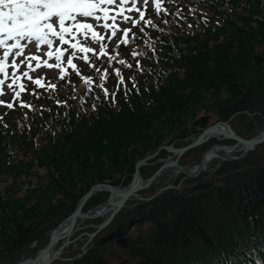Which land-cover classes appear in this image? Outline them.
<instances>
[{
    "label": "trees",
    "instance_id": "trees-1",
    "mask_svg": "<svg viewBox=\"0 0 264 264\" xmlns=\"http://www.w3.org/2000/svg\"><path fill=\"white\" fill-rule=\"evenodd\" d=\"M140 9L154 26L140 22L127 43L117 39L111 59L104 57L97 64L96 56L87 62L83 59L82 71L66 62L67 67L61 66L63 73L47 77L43 87L30 82L22 100L5 102L13 108L0 105V264L54 229L93 183H128L135 162L151 153L164 136L148 132L155 122L169 120L159 115L182 98L188 99L185 89L190 85L188 93L208 86H200L196 78L213 87L227 84L235 93V97H222L213 109L220 119L247 109L250 103L264 117V101L252 103L255 94H264V58L254 53L259 46L264 50V18L254 19L255 13L264 15V0L263 5L262 0H169L159 14L152 5ZM133 19L139 20V15ZM254 22L262 26V35ZM221 54L242 59L237 79L231 80L226 70L211 75L212 66L223 63L210 60ZM88 76L91 82L86 84ZM53 84L55 88L49 87ZM22 103L28 105L29 113H24L27 108ZM185 119L172 122L171 131ZM206 148L203 143L186 151L183 158L194 152L198 163L202 155L198 150ZM166 154L162 149L156 158ZM43 167L47 173H36ZM75 168L84 169L76 172ZM252 168L254 174L249 172ZM143 169L140 173L145 178ZM115 171L120 175L114 177ZM230 171L247 174L234 184L225 181L197 192L172 188L155 197L146 218L149 234L137 235L127 244L126 250L136 257L135 263L128 264H264V160L254 154L251 160L213 174L219 179L231 175ZM23 184L31 187L18 194ZM94 196L83 211L106 198ZM46 208L48 213H43ZM37 219L46 220L44 227L27 232ZM17 259L11 258L10 263ZM71 264L103 263L85 254Z\"/></svg>",
    "mask_w": 264,
    "mask_h": 264
},
{
    "label": "rangeland",
    "instance_id": "rangeland-1",
    "mask_svg": "<svg viewBox=\"0 0 264 264\" xmlns=\"http://www.w3.org/2000/svg\"><path fill=\"white\" fill-rule=\"evenodd\" d=\"M142 1L137 0L136 6L140 7V5H142L141 3H143ZM168 2H169V0H163V2L161 4V8L166 7V4ZM262 5H263V0H262ZM130 6H131L130 3L128 5H125L124 14L127 13L129 16H134V18H135L138 13H136V12L129 13L126 11V9ZM147 6H150V3ZM261 9H263V6H261ZM112 14H115V13L114 12L110 13V15H112ZM263 18H264V15L256 14V13L254 15V19L262 20ZM262 21H264V20H262ZM87 22L95 23L90 18L88 19ZM141 22H143V21H141ZM101 23H103V21H101ZM107 23L112 24L113 22L111 20H108ZM116 25L118 26V29L120 30V31H118L117 37H111V29H103V28L99 27L98 25L96 26L95 30L105 37V39L100 41L99 43L92 42V40L90 38L86 41V40H81L80 37L75 36V35H73V36H75V39H72L71 37L66 36V39H69L70 43L83 44L84 46L91 47L94 49V52L77 53L76 56H74L72 58L76 63V64L75 63H73V64L76 65V68L78 71H82L86 66L85 63H83L84 60H83L82 56H87L89 59H92L93 56H96V58H95L96 64L98 61H103L104 57H107L108 58L107 60L112 58V52L115 51L114 49H112V44H114L115 41L119 38L122 29L129 28V29L133 30L132 24L129 25V23H125L122 20V18L119 16L117 17ZM254 26L260 27L259 34L262 35L263 34V29H261L262 26L257 22H254ZM190 30L191 29H188V32H190ZM73 33H75V32H73ZM89 36H90V34H89ZM130 36H131V33H129V35L127 37H124L122 35L120 37V38H122L120 40L121 43L124 42V40H127ZM109 37H111V38H109ZM51 38L53 39V48L52 49H49L47 47V45H41L40 48L37 49L35 46V43L32 41H29V40H23L20 42L21 44L26 45L25 51H24L25 55H27V56L36 55V56L40 57L39 62L41 63V67L37 68L35 72L29 71V75L32 76L33 79H37V78L41 79V82H43V81L45 82L47 80V77L48 78L49 77L54 78V76L61 71L60 69H57L55 67L48 68V67L43 66V61H45V60H47L49 64L54 65L56 63V61H55V48L56 47H60L62 49V51H64V55L61 57V66L63 65V67L64 66L67 67L66 66L67 58L69 55H71V52L74 51V49H72L70 47V45H68V44L61 45V44H59V41L56 38H54V37H51ZM219 41H223V39H220V36H219ZM9 43H12V42L9 41ZM101 44L105 46L106 55H101L99 53V47ZM222 49H223V51H222V53H223L224 49H225V45L223 46ZM49 51H51L53 53V56L51 58H49L47 55H45V53L49 52ZM254 53L258 57L262 58V56H263V58H264V50H263L262 46H259L258 50ZM2 54H3V49H0V56H2ZM11 59L12 58L9 57V61H8L9 65L11 64ZM21 59H22V57H16V60L18 63ZM215 61H220L223 64H221L222 66H212L211 75H212V73L213 74L220 73V72H224L226 70L228 75H229V78L231 80H235L238 78V74L241 73L240 68L243 66V64H242V59L239 56L238 57L234 56L232 58H223V56L221 54V55H219V59H218V57L216 55V58L211 59L210 62H215ZM31 63L35 67L37 61H32ZM239 63H241L240 66H239ZM93 65H94L93 62H91L89 64V66H93ZM11 71H12V69H11V67H9L8 72L11 73ZM22 71H28L26 64H21L20 70H18V74H20V72H22ZM217 71H219V72H217ZM1 78H3V77L1 76ZM88 78H90V80H91V76H88ZM118 80L122 81L123 77L118 78ZM9 81H10V79L7 80L5 82V85L3 86V90L5 92V95L0 96V100H4L5 102L12 100V101H14V103H16V101L22 100L24 98V95L26 94V92L22 93L20 95L19 99H13L14 92L12 94V91H10L7 88V83H9ZM196 81L199 83L200 86L201 85H208V86L205 88L203 87L201 89L199 88L198 91L193 92V93L192 92L188 93L189 88H193L192 85L187 87V89H185V93L189 94L188 99L182 98V100L179 101L178 103H175L174 107H172L170 110H167V111L163 112V114L159 115L161 118H168L169 120L163 121L162 123H159V121L155 122V125H153V127L150 130L148 128V130H149L148 132L153 137L158 135V134L164 133L163 138L159 139L158 143H156L155 146H152L153 148L151 149L152 150L151 153H153L154 151H156L158 148H160L163 145L172 144L174 147H179L182 144H184V142L188 141L187 143H189L197 135V133L201 132L206 126H208L210 124H214L216 122H226L228 124V126H230L233 129L234 132H236V133H238L244 137L245 136L250 137L251 135H253V136L258 135L259 132L262 130V128L264 126V117L261 115V110L259 111L257 108H255L253 105H251V103L249 104L247 109H242L241 111H236V112L232 113L231 115H229L228 117H226V119H220L219 113L213 109H215L217 106H219V102L221 101L222 97L223 98L228 97V96H230V97L234 96L235 97L236 96V95H234L235 93L233 92V90L230 91V88L227 86V84L222 85L221 87H213V85H209V83H207V81H205L203 79L196 78ZM30 82L31 81L25 77H21V80L19 81V83H23L25 86H27V88H28V84ZM211 82H214L213 79L210 80V83ZM232 83H233V85L234 84L238 85L236 82H232ZM188 84L189 83H187V85ZM194 87H197V86L195 85ZM14 88L16 91H19V88L16 89L15 86H14ZM262 100L264 101V94H260V95L255 94V96L253 97L252 103H254V101H258L257 103H260L259 101H262ZM4 106H6V103L1 105V107H4ZM26 108L27 109L24 110L25 114L29 113V108L28 107H26ZM7 109H8V107H7ZM84 111H89V108L85 107ZM57 114L58 113H54V116ZM205 114H207V115H205ZM195 116H197V117L195 118ZM200 116H207L205 126H200L199 124L193 125V122ZM185 117H186L185 122L180 124V125H176L174 132L171 131L170 126H171L172 122H173V124H177L182 118H185ZM193 118H195V119L192 121ZM10 119L15 121V122H20L22 124L21 127L25 126V124L22 122V120L20 121L17 118H11V117H10ZM54 122L56 124H58L57 120ZM59 125L60 124H58L56 126H59ZM175 131H180V132H175ZM119 136H120V134H117L114 137H119ZM143 138L145 139V137H143ZM205 145H207V148L205 150H207L211 147H216V146L220 147V148H224L225 150L221 149L220 151H218V153L220 152V157H213L206 164L205 168H203L196 177H189V176H187L185 171H179L177 168H174V167L165 168L157 176L158 177L157 180L155 178L154 181H152L149 186L144 187L143 189L139 190L138 194L143 196V197H148V196H151L155 190H157L163 186L169 185V184L176 185V184L180 183V188H183L184 186H189L194 181H196L197 179H200L202 177L212 176L215 171H218L220 168H222L224 166L229 167V169H231V167L237 166L239 164V162H241L243 160H249V159L251 160V159H253L254 154H258V155L262 156V160H264V142L260 145L255 146L253 148V150L248 151V152H246L247 149H244L242 144L241 145L237 144L235 141H233L231 139H224V138L223 139H215V138H212V139L206 141ZM227 149H230V150L227 151ZM151 153H149V154H151ZM198 153L203 154V152L199 151V150H198ZM196 155H197V153H194V152H191L190 154H188L184 158L182 155V157H180L179 164H183V165H185V167H188V168H186V170H188V171H191L192 169L195 170L196 169L195 164H197L196 162H194L196 160ZM173 157H174V155H172V153L167 152L166 155L160 157L161 161H158V163H156V164L157 165L159 164V166H160L164 163V161H163L164 159L170 158L172 160ZM157 158H159V157H157ZM157 158L154 157V159H157ZM154 159L152 158L150 161L153 162ZM116 162L117 161H113L112 166ZM192 165H193V167H192ZM83 169L84 168H75V171L79 172L80 170L82 171ZM155 169H156V167L153 164L144 165V169H143L142 173L145 176V178L143 177V179L149 178L155 172ZM240 171H246V170H240ZM255 171L256 170L254 168H252L249 172L251 174H254ZM36 173H39L41 175L47 173V167L37 169ZM210 173H212V174H210ZM229 173L231 175H228V174L223 175L222 178H220L222 180H219L218 184H223L225 181L226 182L228 181L227 183H229V184H234L235 181H239V178L243 179L245 177V175L247 174L246 172L234 174L233 171H230ZM114 174H117L114 177H117L120 175V174H118L117 171H115ZM215 177H216L215 175L212 176V178H215ZM22 179H23V177L20 179V181ZM104 182L107 183L106 181H104ZM96 183H98V182H96ZM128 183L121 184V185H114V186H126V185H128ZM93 184H95V183H93ZM92 185H90V187ZM26 187H31V184H29V185L23 184L21 186L22 191H19L18 194H23ZM164 191H166V190H164ZM83 193H85V192H83ZM95 193L93 194V195H96L94 197L100 196L102 198L103 196L104 197L106 196V198L101 203H99L98 205H96L90 209H87L84 212L94 211L97 208H99V205L102 203L103 204L100 206L101 208L103 206L102 210H104V207H106V206H107V208L109 207V204L107 203V198H108L107 193L108 192L105 194L103 191L102 192L99 191V193L97 192L96 194ZM161 193H159L155 197L159 196ZM155 197L153 199H155ZM79 199H78V201H79ZM153 199H151L149 201H139L137 199L128 201L126 203V206L118 212V214L113 219V221L110 222L107 226H105L102 229H100L99 231H97L95 233V235L90 240L88 239V235L86 233H89V232L96 230L97 225H99L110 212L108 211V209H106L103 211L104 212L103 215L98 216V212H95L89 216L90 218H85L87 215H85V217L83 216L82 218H79L76 222V225L74 226L73 232L68 237L69 242L64 244V246H63L62 252L59 256L60 258L53 260L51 262V264H71L73 262V260L75 261V258L79 259L80 257L84 256L85 254L94 255V256H96V259L101 258V261L103 264H128V262H130V261L134 262L136 257H133L132 255H130L129 251L126 250V247H127L128 242L132 238H135L137 235L145 236V235L149 234L150 223L147 221L146 218H147L148 213H149L150 208H151L150 202ZM46 207H48V206H46ZM131 210H132V212H130ZM50 211H51V209H50ZM43 213H48L47 208H46V210L43 211ZM93 215H95V216H93ZM129 219H132V224L128 228ZM45 221H46L45 219L44 220H41V219L35 220L33 222L34 224L31 227V229L28 231L26 230V231L29 232L33 229H37L38 227L43 228L44 225H42V224ZM28 227H30V226L28 225ZM54 229H51V230L48 229V231L45 232L44 235L41 236L39 239L33 240L28 246H24L20 252L13 254L11 257H9V259L5 258L3 260V262L5 264H13V263L19 264L20 262L25 260L28 257V255H29V258H32L37 250L44 247L48 243V241L51 239L50 236H51L52 230H54ZM111 233H113V235L109 239H107V236ZM121 236H122L123 240L122 239H120V241L117 240ZM64 241H65V238L60 239L57 242V247H59L61 244H63ZM85 247H87V249L83 253L82 248H85ZM78 254H80V255H78ZM75 255H77V256L75 257ZM15 257H17L18 259L16 261L14 260L12 263H10L11 258L14 259ZM126 259H127V262H125Z\"/></svg>",
    "mask_w": 264,
    "mask_h": 264
},
{
    "label": "snow or ice",
    "instance_id": "snow-or-ice-1",
    "mask_svg": "<svg viewBox=\"0 0 264 264\" xmlns=\"http://www.w3.org/2000/svg\"><path fill=\"white\" fill-rule=\"evenodd\" d=\"M163 0H151V5L155 8L157 14L162 11L161 4ZM131 4L126 9L127 12H136L139 15V20L133 19L132 16L125 15V5ZM145 5L150 3V0H143ZM137 0H0V49H3V54L0 56V96H4L5 92L3 86L7 80V88L14 92L13 99H19L22 92L25 91V85L19 83L21 77H25L38 87H43L41 79H33L29 75V71L35 72L37 68L41 67L40 57L36 55L27 56L24 54L26 45L21 44L23 40H29L35 43L37 49L41 45H47L49 49L53 48V39L56 38L61 45H70L73 52L67 58L69 67L75 69L76 65L73 64V57L77 53L94 52L91 47L84 46L83 44L70 43L67 37L75 39L73 32L78 36H83L87 41L89 38L94 43H99L105 37L98 33L95 28L98 25L103 29H111V37H117L118 26L116 25L117 17H121L125 23H131L133 27L137 26L141 21L146 25H152L151 20L145 19V13L137 6ZM115 13L110 15V13ZM93 20L95 23L87 22L88 19ZM111 20L113 23H107ZM103 21V23H101ZM154 26V25H152ZM123 36L127 37L131 31L129 28L122 29ZM143 31V28H141ZM90 34V36H89ZM109 37V38H111ZM11 41L12 43H9ZM127 43V40H124ZM99 53L106 55L105 46L100 45ZM49 58L53 56L51 51L46 52ZM64 51L60 47L55 48V61L56 63L49 64L47 60L43 61V66L48 68H61V57ZM133 55H137L133 52ZM9 57H11V64H8ZM16 57H22L19 63ZM87 62L88 57H82ZM37 61L35 67L31 63ZM119 63L125 64L124 60ZM21 64H26L28 71H22L18 74ZM11 67V73L8 68ZM99 71V69H96ZM119 76V72H117ZM64 78L63 75L60 77ZM101 79H104L102 76ZM90 78L85 79V83H90ZM123 82V81H121ZM19 88V91H16ZM51 88L56 86L49 85ZM107 95V91L105 92ZM5 104L4 100H0V105ZM9 109L13 108L12 103L6 105ZM21 107H28L26 104H21Z\"/></svg>",
    "mask_w": 264,
    "mask_h": 264
},
{
    "label": "water",
    "instance_id": "water-1",
    "mask_svg": "<svg viewBox=\"0 0 264 264\" xmlns=\"http://www.w3.org/2000/svg\"><path fill=\"white\" fill-rule=\"evenodd\" d=\"M206 117L207 116H200L198 117L194 122L193 125L199 124L200 126H205L206 123ZM220 124H226V122H216L214 124L206 126L196 137L192 139V141L184 146L181 147H174L172 144L169 145H163L160 148H158L156 151L153 153L146 155L142 157L141 159L137 160L134 164V171L132 173V178L128 185L126 186H114L110 183H105V182H98L93 184L79 199L77 202L74 210L71 212L70 215H68L62 222H60L55 230L60 229L61 225L64 223H67V231L63 235H59V233H55L51 239L48 241V243L42 247L40 250L34 254L32 258L28 257L25 259H29V262L27 264H51V262L55 259H59L60 254L62 252L64 244L68 243V237L74 230V226L76 225V222L79 218L85 216V212L82 211L83 206L85 205L86 201L95 193L98 191H107L108 192V198H107V203L109 204V207L107 208L108 211L110 212L106 218L96 227V230L88 233V239L90 240L97 231L102 229L103 227L107 226L118 214V212L126 206V203L131 200H139V201H149L153 199L156 195L161 193L162 191L166 189L173 188L174 185L169 184L166 186H163L153 192L151 196L148 197H143L138 194V191L143 189L144 187H147L150 185L152 181L156 178L157 176L164 170L165 168L168 167H174L177 168L180 171H184L183 168L185 166H182L178 163V159L180 156L185 153L186 151L195 148L202 143L206 142L209 138H212L216 135H220L221 138H227V139H232L234 140L237 144H242L248 147L247 151L253 150V148L262 143L264 141V126L261 130V132L258 135H255L250 138H243L242 136L238 135L236 132L232 131H225L219 128ZM165 150L169 153H172L175 155L174 159H162L164 163L160 165V167L147 179H143L142 176L140 175V167L144 165H149L153 163H157L158 161H161L160 158L154 160L151 162L150 160L154 157H156L159 153L160 150ZM207 151H205L202 154V158L200 160V163L195 166L196 169L195 171L191 172H185L187 176L189 177H196L202 168L204 158L206 155ZM214 185V181L209 180V179H200L197 180L195 184H193L189 188H184V191L190 190L192 192L194 191H199V190H205L209 189ZM95 216V215H93ZM132 223H129V227ZM31 227H27L26 230H30ZM113 233L109 234L107 236V239H109ZM61 238H65V241L63 244H61L59 247H56L57 241H59ZM122 239V236L118 238L117 240ZM87 247L82 248V252L84 253L86 251ZM49 253V256L47 259H43L44 254ZM80 255V254H78ZM15 264V263H14Z\"/></svg>",
    "mask_w": 264,
    "mask_h": 264
},
{
    "label": "bare ground",
    "instance_id": "bare-ground-1",
    "mask_svg": "<svg viewBox=\"0 0 264 264\" xmlns=\"http://www.w3.org/2000/svg\"><path fill=\"white\" fill-rule=\"evenodd\" d=\"M219 128L222 129V130H225V131H232V128L226 124H220L219 125ZM212 138H215V139H221V136L220 135H216ZM241 145V144H240ZM244 149H248L247 146L243 145ZM225 150L224 148H220V147H213L210 151H208V153L205 155V158H204V162H203V165H202V168H205L206 164L213 158V157H220V152L218 153V151L220 150ZM230 150V149H227V151ZM194 169H192L191 171L193 172ZM187 172H191V171H188L186 170ZM195 171V170H194ZM103 204V203H102ZM102 204L99 205V208H97L96 210L94 211H89V212H85V214L87 215L85 218H90L89 216L92 215L93 213L95 212H98V216L100 215H103L104 214V210L107 209V206L104 207V210L103 209V206L102 208L100 207ZM82 218V217H81ZM67 231V223H63L60 227V229L58 230H52V233H51V236L52 237L55 233H59V235H63L65 232ZM62 239V238H61ZM58 242V241H57ZM57 247V245H56ZM49 256V253L47 252L46 254H44L43 256V259H47V257ZM27 262H29V259L27 260H23L22 262H20L19 264H27Z\"/></svg>",
    "mask_w": 264,
    "mask_h": 264
},
{
    "label": "flooded vegetation",
    "instance_id": "flooded-vegetation-1",
    "mask_svg": "<svg viewBox=\"0 0 264 264\" xmlns=\"http://www.w3.org/2000/svg\"><path fill=\"white\" fill-rule=\"evenodd\" d=\"M118 234H119V233H118ZM118 236H119V235H118ZM122 240H123V239H122ZM119 241H120V240H119ZM119 241H118V242H119ZM118 242H117V243H118ZM121 244H122V243H121Z\"/></svg>",
    "mask_w": 264,
    "mask_h": 264
}]
</instances>
